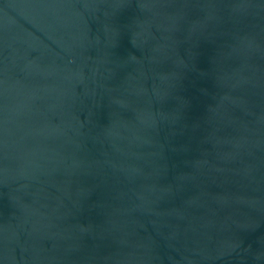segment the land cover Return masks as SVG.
Masks as SVG:
<instances>
[{
  "label": "water",
  "instance_id": "water-1",
  "mask_svg": "<svg viewBox=\"0 0 264 264\" xmlns=\"http://www.w3.org/2000/svg\"><path fill=\"white\" fill-rule=\"evenodd\" d=\"M0 264H264V0H0Z\"/></svg>",
  "mask_w": 264,
  "mask_h": 264
}]
</instances>
